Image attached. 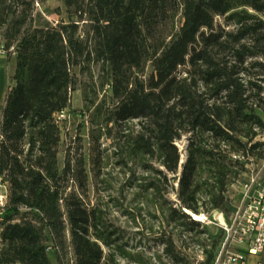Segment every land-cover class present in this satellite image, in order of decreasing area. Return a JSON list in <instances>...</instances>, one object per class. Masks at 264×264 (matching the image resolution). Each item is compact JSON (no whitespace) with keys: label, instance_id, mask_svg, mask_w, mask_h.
Listing matches in <instances>:
<instances>
[{"label":"trees","instance_id":"1","mask_svg":"<svg viewBox=\"0 0 264 264\" xmlns=\"http://www.w3.org/2000/svg\"><path fill=\"white\" fill-rule=\"evenodd\" d=\"M42 1L0 0V52L16 55L0 122V264H53L49 251L62 260L69 246L74 264L129 256L102 209L66 194L70 163L59 168L56 115L70 106L75 68L94 62L110 65L115 100L94 102V122L108 137L122 126V159L154 174L146 187L179 229L161 236L159 258L192 264L190 239L211 245L199 264H213L223 233L194 215L230 216L237 186L264 157V0H62L56 23L36 15ZM170 175L177 201L162 189Z\"/></svg>","mask_w":264,"mask_h":264},{"label":"rangeland","instance_id":"2","mask_svg":"<svg viewBox=\"0 0 264 264\" xmlns=\"http://www.w3.org/2000/svg\"><path fill=\"white\" fill-rule=\"evenodd\" d=\"M62 5V0H43L36 4V15L40 13L43 19L53 23L58 22L63 12L56 9ZM36 23V22H35ZM34 23V24H35ZM0 42L4 41L0 37ZM16 67V55L12 49L0 52V122L2 109L8 91L14 85V72ZM102 66L101 62L91 64L88 72H81L75 68L76 85L71 91L70 106L56 115L61 128V142L59 145V168L64 169L68 161L72 171L69 173L66 194L74 192L80 195L84 202L92 207H99L104 211L105 218L117 231L119 243L129 253L128 257L119 255L120 264H171L166 257L159 258L164 250L160 241L161 236L178 234L175 223H168L162 198L154 194L153 189L146 186L154 178V174L146 172L134 161L125 162L120 154L122 126L110 125L112 136L108 137L105 128L98 124L95 115V104L105 102L114 106L115 100L109 86L111 79L110 65ZM97 122H94V121ZM101 123V120H100ZM137 121L127 123L125 128H135ZM124 127V126H123ZM263 137L264 133L261 134ZM186 137L178 142L182 153V161L186 159ZM181 161V163H183ZM182 167L179 169L178 175ZM170 175L169 186L166 187L161 180L163 192H170L165 196L177 201L174 190L170 185L178 187V180ZM237 198V193L234 194ZM8 199V187L0 177V211ZM236 201V200H235ZM212 219V218H211ZM1 220V219H0ZM209 230L214 234L223 233L215 254L224 240V231L210 223ZM0 225V233H1ZM192 233H185L183 239L192 237ZM70 242V234L68 233ZM186 252L192 264H199L207 258L205 250H211V245L205 247L197 245L187 239ZM182 241L179 243L181 244ZM70 245V244H69ZM1 247V238H0ZM49 257L53 264H74L75 258L72 247L69 246L62 260L54 250L49 251Z\"/></svg>","mask_w":264,"mask_h":264},{"label":"built area","instance_id":"3","mask_svg":"<svg viewBox=\"0 0 264 264\" xmlns=\"http://www.w3.org/2000/svg\"><path fill=\"white\" fill-rule=\"evenodd\" d=\"M234 206L230 216L221 211L194 215L203 225L214 223L224 231L213 264H264V157L237 186Z\"/></svg>","mask_w":264,"mask_h":264},{"label":"crops","instance_id":"4","mask_svg":"<svg viewBox=\"0 0 264 264\" xmlns=\"http://www.w3.org/2000/svg\"><path fill=\"white\" fill-rule=\"evenodd\" d=\"M256 258H253V261L255 260Z\"/></svg>","mask_w":264,"mask_h":264},{"label":"water","instance_id":"5","mask_svg":"<svg viewBox=\"0 0 264 264\" xmlns=\"http://www.w3.org/2000/svg\"><path fill=\"white\" fill-rule=\"evenodd\" d=\"M183 162V161H182Z\"/></svg>","mask_w":264,"mask_h":264}]
</instances>
